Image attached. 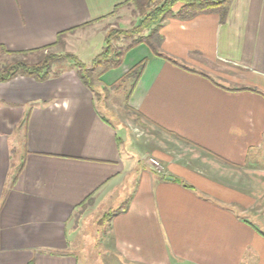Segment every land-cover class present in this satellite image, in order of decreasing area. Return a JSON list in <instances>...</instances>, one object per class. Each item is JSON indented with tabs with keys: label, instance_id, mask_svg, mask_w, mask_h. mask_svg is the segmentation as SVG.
<instances>
[{
	"label": "crops",
	"instance_id": "crops-1",
	"mask_svg": "<svg viewBox=\"0 0 264 264\" xmlns=\"http://www.w3.org/2000/svg\"><path fill=\"white\" fill-rule=\"evenodd\" d=\"M125 1L0 0V44L28 50L64 31L95 34ZM162 25L158 50L138 44L100 76L111 84L146 59L128 103L167 135L169 148L152 153L161 169L124 149L128 130L76 68L0 81V264H79L77 211L115 195L122 206L101 221L120 260L264 264L245 184L264 150V0H232L224 20L201 12ZM234 67L241 75L223 70Z\"/></svg>",
	"mask_w": 264,
	"mask_h": 264
},
{
	"label": "rangeland",
	"instance_id": "rangeland-1",
	"mask_svg": "<svg viewBox=\"0 0 264 264\" xmlns=\"http://www.w3.org/2000/svg\"><path fill=\"white\" fill-rule=\"evenodd\" d=\"M179 5L180 4H178L176 7ZM169 15L172 16L178 14L173 13ZM169 15L166 18H168ZM140 18V14L133 5L128 4L121 6L115 9L113 14L108 17L107 21L98 25L103 28L101 30L100 28L97 29L95 34L89 33L90 31H88V29L90 28H87L86 30L78 31L74 35H64V43H60L58 46L49 50L58 53H73L81 62L88 65V67L92 69L94 75H97L100 73V71H102V68H94L93 63L94 58L105 48L106 35L104 31L107 29V33H110L113 30H139L140 32H132V35H126L120 32L117 36L114 35L111 38V44L115 49H124L136 38L150 33L151 29L138 27ZM165 19L160 20L157 24L153 25L152 28L158 27V30H160ZM155 41L157 48H159L161 37L158 39L159 43H157L156 39ZM33 57H36V55H33ZM6 58H10V56L6 55L3 51H0V64H3ZM72 63V61L70 62L67 59L56 62L53 66V73H60L65 69L74 68ZM234 68H223V70L224 72L227 71L241 75V72L237 70L236 67ZM201 69L204 71L203 67H201ZM95 79L94 91L95 93L97 92L96 100L100 109L113 122L123 125L124 128L128 130L131 141L127 139L126 142H124V149L140 160L141 165L147 163L148 161L152 163V158L159 160L156 156H153L152 153L155 151L157 155H159V150L166 151V149L169 148L166 142L167 140L165 141V139H167V135L159 132L155 134L154 131H152V126H148L146 122H144L133 112L135 110L128 107V101L135 78L130 75L122 76L119 80L111 84H107L105 82L103 83L100 81V78L98 79V77ZM238 84H241V82H237V85ZM22 141L23 135L22 132H20L18 144H21L20 142ZM172 147L175 148L176 146L173 144ZM18 149L21 150V146H19ZM156 153H154V155ZM255 159L257 160V164H249L250 166L248 167L255 166L258 169H251V179L249 178L245 181L246 185L249 184L250 187L253 188L250 190V192H248L249 195L246 192L245 193L247 196H251L254 200H256V206L252 211L253 218L256 220V222H253V224L255 223L256 227L260 229L264 235V150L258 152ZM159 162L161 163V166H158V168L161 169L163 167V163L161 160H159ZM261 169L262 171H260ZM233 181H236V179H233ZM236 182L239 184V186H243V177H241ZM247 190L248 187L241 189V191ZM119 197V195H115L112 200L104 202L95 213L92 209L93 206L88 207L86 206V203L83 204L85 210L80 209L77 211L76 218L80 221H84L77 222V240H75L73 247L79 258V264H129L126 261L120 260L116 250L109 246V239H106L109 225L108 223L101 221V218L104 215L110 216L117 211L118 206H122V201L119 199Z\"/></svg>",
	"mask_w": 264,
	"mask_h": 264
},
{
	"label": "trees",
	"instance_id": "trees-1",
	"mask_svg": "<svg viewBox=\"0 0 264 264\" xmlns=\"http://www.w3.org/2000/svg\"><path fill=\"white\" fill-rule=\"evenodd\" d=\"M232 0H126L124 3L119 4L117 7L131 4L135 7L141 18L139 20V28L151 29L150 33L145 36L136 38L132 43L127 45L124 49H115L111 44V38L117 36L120 32L126 35H132V32L139 30H113L106 34L105 48L98 53L94 58L93 67L98 69L102 68L99 74L94 75L92 69L88 65L81 62L73 53H58L50 51L53 46L63 44L64 32H60L57 40L47 46L33 48L28 50H10L3 44H0V51H3L10 58H6L3 64H0V81H9L18 76L34 77L37 80H46L52 75L59 74L53 73V66L60 60L72 61L73 67L77 69L79 76L83 82L95 90V78L105 73L107 70L119 66L123 57L129 49L134 46L146 42L153 50H158L155 39L158 42L160 38L158 27H153L160 20L165 19L169 14L177 13L181 18L193 17L196 14L204 11L217 12L221 16V20L226 17L229 5ZM180 4L178 7H176ZM137 27V28H138ZM36 55V57H33ZM146 66V59L141 60L130 68L124 76H133L135 81L132 88L135 86L136 81L141 76ZM97 93V92H96ZM128 107H130L128 105ZM141 118V114L138 116Z\"/></svg>",
	"mask_w": 264,
	"mask_h": 264
},
{
	"label": "built area",
	"instance_id": "built-area-1",
	"mask_svg": "<svg viewBox=\"0 0 264 264\" xmlns=\"http://www.w3.org/2000/svg\"><path fill=\"white\" fill-rule=\"evenodd\" d=\"M152 163L155 165V166H161V163L159 162V160L155 159V158H152Z\"/></svg>",
	"mask_w": 264,
	"mask_h": 264
},
{
	"label": "water",
	"instance_id": "water-1",
	"mask_svg": "<svg viewBox=\"0 0 264 264\" xmlns=\"http://www.w3.org/2000/svg\"><path fill=\"white\" fill-rule=\"evenodd\" d=\"M169 179H173V177H168Z\"/></svg>",
	"mask_w": 264,
	"mask_h": 264
}]
</instances>
